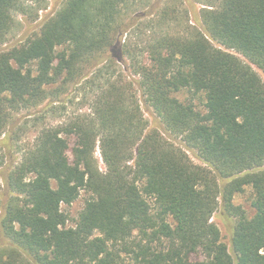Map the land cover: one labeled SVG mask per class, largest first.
I'll return each instance as SVG.
<instances>
[{"label":"trees","instance_id":"1","mask_svg":"<svg viewBox=\"0 0 264 264\" xmlns=\"http://www.w3.org/2000/svg\"><path fill=\"white\" fill-rule=\"evenodd\" d=\"M185 2L145 18L137 0H64L0 52V264H264V0ZM46 3L0 0V46L18 14ZM134 32L150 36L133 46ZM74 92L88 114L17 147L15 115L25 131ZM247 188L252 216L234 203ZM81 195L70 225L63 208ZM218 211L233 221L231 250Z\"/></svg>","mask_w":264,"mask_h":264},{"label":"rangeland","instance_id":"2","mask_svg":"<svg viewBox=\"0 0 264 264\" xmlns=\"http://www.w3.org/2000/svg\"><path fill=\"white\" fill-rule=\"evenodd\" d=\"M63 2L64 0H47L46 8L40 12H37L35 7H31L30 9H27V12L25 14H21V15L18 14L16 16V27L14 31L9 35L6 44L0 46V52L19 44L20 41H23L28 36H32L39 33L43 22L48 17L53 16L55 12L61 7ZM189 2L193 4V7H196L197 11L200 8H202L201 4L199 3V0H189ZM186 9L190 10L185 0H137L136 5L133 7V11L134 10L137 11L135 13V17L141 15L142 17L145 18H156L164 10L165 11L174 10L175 12L184 13ZM193 18L194 17L192 11L190 12V17H189L190 24L199 27V25L195 23ZM183 21H184L183 23H185L186 19L183 18ZM177 29L180 30V28L178 27ZM137 33L139 32H134V39H132L133 46H135V44L138 42L146 40L148 36H150L148 33H146L145 35H142L140 38H138ZM126 38H127L126 35L119 36L117 38L116 45H119V43L123 44ZM255 70L257 71V73L260 75V77L264 82V75L261 74L256 68ZM67 96L68 95L66 94L63 96L64 103L62 105H60L59 103L55 104L56 106L59 107L57 111H55L54 113H50V115L45 114L44 120L40 121L35 127L32 125V123H30L29 127L25 129V131H21V126L27 119L25 117L26 113L20 112L19 114L14 116V118L16 119V125L14 126L13 130L14 132L18 131L19 133V141L17 147H20L22 149L30 147L34 143L35 138L37 137L38 131L40 129L44 127H52L62 124L66 122V120L69 117H71L74 114V112H79L83 114H88L90 112L87 105L86 106L84 105L85 107L82 106L81 94L74 92L73 94L69 95V97ZM174 96L182 102L191 101V103H193L195 108L199 111L204 110V103L201 97L193 98L187 92L177 93ZM71 99H73V101H70ZM47 103L48 101L45 102L42 106H40L38 109L33 111L36 114L35 116H39L47 109L46 106ZM146 117L150 122H153V118L149 114H147ZM69 141L71 146H73L74 139L71 138L69 139ZM190 156L193 159L194 163H196L197 165H202L192 154H190ZM95 158L99 161L100 170L104 171L105 166L100 156V151L98 147L96 149ZM14 161L15 163L16 162L18 163L20 161V154L18 155L16 154ZM8 163H10V161H8L7 159L6 164ZM251 199H252V191L250 188H247L245 193L237 195L235 197L234 203L238 206H241L249 216H252L253 211L251 210L250 207ZM84 203H85V196L81 195L71 206L63 208L70 217V225H73L74 222L77 220L78 215L84 208ZM212 222L220 230L222 243L225 244L229 250H231V227L233 226L232 224L233 221L223 218L220 212L218 211L212 218ZM192 259L201 260L203 259V257L200 254H195L192 256Z\"/></svg>","mask_w":264,"mask_h":264}]
</instances>
